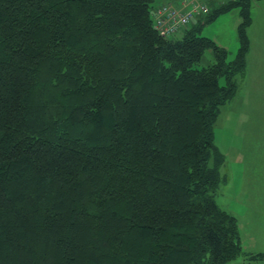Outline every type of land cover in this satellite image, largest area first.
Wrapping results in <instances>:
<instances>
[{"label":"trees","instance_id":"16d2710c","mask_svg":"<svg viewBox=\"0 0 264 264\" xmlns=\"http://www.w3.org/2000/svg\"><path fill=\"white\" fill-rule=\"evenodd\" d=\"M158 6L0 0V264L241 254L236 220L214 200V127L247 68L250 1L211 7L170 38L154 29ZM233 8L230 59L200 32ZM207 50L213 62L199 67Z\"/></svg>","mask_w":264,"mask_h":264},{"label":"rangeland","instance_id":"374dc122","mask_svg":"<svg viewBox=\"0 0 264 264\" xmlns=\"http://www.w3.org/2000/svg\"><path fill=\"white\" fill-rule=\"evenodd\" d=\"M178 1L182 9L183 0L154 3L173 6ZM194 1L209 9L227 0ZM249 1L247 68L243 76L235 78V95L221 106L214 127V143L222 158L214 200L235 218L242 250L227 264H264V259L249 260L250 256L264 255V0ZM206 15L207 12L198 15L192 22L197 24ZM241 21L240 9L233 8L203 24L200 34L226 49L232 59L239 47L237 28ZM212 62V53L207 50L198 66L206 67Z\"/></svg>","mask_w":264,"mask_h":264},{"label":"built area","instance_id":"2783aa9c","mask_svg":"<svg viewBox=\"0 0 264 264\" xmlns=\"http://www.w3.org/2000/svg\"><path fill=\"white\" fill-rule=\"evenodd\" d=\"M183 8L161 4L153 11L154 29L163 38H170L192 24L194 17L205 14L208 8L194 0H183Z\"/></svg>","mask_w":264,"mask_h":264},{"label":"crops","instance_id":"0c3cea01","mask_svg":"<svg viewBox=\"0 0 264 264\" xmlns=\"http://www.w3.org/2000/svg\"><path fill=\"white\" fill-rule=\"evenodd\" d=\"M179 3L180 2L178 1V3H176V5H173V7H175L177 10H180L181 9V5Z\"/></svg>","mask_w":264,"mask_h":264}]
</instances>
